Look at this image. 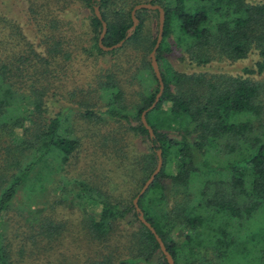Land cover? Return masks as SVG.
<instances>
[{"label": "trees", "instance_id": "obj_1", "mask_svg": "<svg viewBox=\"0 0 264 264\" xmlns=\"http://www.w3.org/2000/svg\"><path fill=\"white\" fill-rule=\"evenodd\" d=\"M195 1L199 5L186 6L183 0H25V20L35 26L36 45L23 40L19 52L12 45L11 62L5 64L0 31V226L18 188L23 185L32 200L38 188L46 187L59 175L78 145L65 128L66 119L62 120L61 113L46 117L43 105L48 93H55L52 86L56 57L61 56V63L67 65L81 42L85 54L108 52L128 56L144 71L138 70V78L143 73L149 74V84L137 93L134 113L128 110L119 79L108 74L98 84L105 97L112 93L103 109L96 106L83 110V117L95 122L103 125L112 122L121 138L132 132L147 142L145 150L137 151L129 162L140 173L129 194L111 195L78 182L85 198L97 205L98 210L86 216L85 225L90 237L103 247L113 238L116 222L128 216L137 223L127 233L125 254L119 255L114 250L91 264H167L153 234L138 220L131 202L155 167L157 150L162 160L160 170L138 197L137 205L174 264H192L187 256L202 241L195 246L191 242L193 236L204 237L206 248H211V258L219 257L229 242L235 244V238L228 242L226 226L230 220H237L239 228L241 219H248L264 207L263 88L251 78H224L212 73L206 80L202 73L177 72L166 64L164 53L169 50L168 35L177 31L176 39L184 44V51L196 63H206L214 57L233 61L255 49L261 59L255 63L260 73L264 69V0L255 4L245 0ZM141 2L158 4L164 12L162 38L155 51L163 90L154 107L145 113L152 137L142 125L140 113L150 105L158 89L148 59L156 36L157 11L137 10L138 22L131 35L121 46L109 51H103L97 44L101 26L93 12V5H97L106 24L101 42L110 46L125 37L131 24L129 12ZM65 5L89 9L87 22L78 23L85 26L84 29L81 26L82 31L75 29V20L60 16ZM148 13L156 18L153 27L143 16ZM3 19L0 15V20ZM64 26L72 30L69 41L63 34ZM11 29L8 36L18 41L22 30L17 24ZM64 42L67 44L63 45ZM247 73H253V69ZM241 114H245V119L240 120ZM227 137L234 138L236 145L245 142V154L237 153L235 160L225 164L212 162L218 141L223 142L226 151L234 149ZM104 140L107 141L106 136ZM122 148L123 144L115 152L118 158L120 155V163L133 154ZM52 159L54 166L44 170ZM40 165H44L41 171ZM223 175L227 177L222 178ZM164 179L168 180L167 186ZM7 249L0 232V264H10Z\"/></svg>", "mask_w": 264, "mask_h": 264}, {"label": "rangeland", "instance_id": "obj_2", "mask_svg": "<svg viewBox=\"0 0 264 264\" xmlns=\"http://www.w3.org/2000/svg\"><path fill=\"white\" fill-rule=\"evenodd\" d=\"M245 1L255 4L260 0ZM183 4L199 5L195 0H183ZM65 6L60 16L66 20H75L73 23L75 29L82 31L85 26L78 23L87 22L89 9ZM24 12L25 0H0V15L4 18L0 20V25H3L5 20L3 27L0 26L1 38L6 46V51L5 46H2L1 51L5 56V64L11 62L12 45L19 52L23 40L31 42L32 45H36L38 41L34 33L35 26L33 22H26ZM143 16L152 27L155 25L154 15L148 13ZM16 24L23 34L22 37L17 36L20 38L18 41L14 36H8ZM62 30L65 39L69 41L72 30L66 26ZM177 35V31L168 35L166 40L169 50L164 53L166 64L173 70L202 73L206 80L211 78L212 73L223 75L224 78L227 76L251 78L262 86L261 98L264 100V69L257 73L255 63L261 60L257 50L251 49L244 57L233 61L214 57L206 63L198 64L184 51L185 46L176 39ZM82 47L83 44L78 42L75 48L77 51L70 57L67 65L61 63V56L56 57L58 62L54 68L53 86L51 85L55 93L52 95L49 92L43 105L46 117L61 113L62 120L66 119L65 128L77 139L78 145L62 165L59 175L46 184V187L38 188L36 194L31 196L32 200L27 197L29 195L23 190V185L15 193L0 226L3 242L8 247L7 260L10 264H91L100 260L102 254L114 250L123 255L127 252L125 242L127 233L137 227V223L128 216L116 222L117 227L113 230L115 234L111 240L106 241L104 247L88 234L86 216L95 213L98 208L96 203H90L85 198L84 192L79 190L78 182L81 181L88 189L100 188L101 192L104 193L105 190V193L111 195L118 192L129 194L140 177V173L136 168H132L129 162L135 154L137 155V151L145 150L147 142L132 132H126L121 138L119 130L112 122L106 125L95 122L91 118L83 117V110L96 106L103 109L112 93L105 97L98 84L108 74L119 79L128 110L134 113L133 106L138 102L137 93L149 84L147 80L149 74L143 73L142 77L138 78V70L144 71L135 60L131 58L129 60L128 56L119 57L108 52L88 55L81 51ZM132 54L135 55V52H130V55ZM248 69H253V73H247ZM245 117V114L239 115L240 120ZM236 120L237 117L233 119ZM253 133H257V130L253 129ZM105 136L107 141L104 140ZM227 138L226 141L233 145L234 149L226 151L223 142L218 141V151H213L212 162L225 164L235 160L237 153L245 154V142H238L236 145V142H233L234 138ZM121 144L124 151H131L133 154H129L120 163V155L118 158L115 152L116 147ZM53 161L48 160L46 166L43 165L44 170L54 166ZM43 166H39L40 171ZM224 177L227 176L223 175L222 178ZM163 183L167 186L168 180L164 179ZM241 200L243 201L242 197ZM239 222L241 224L239 228L235 219L230 220L226 226L229 232L228 242L234 238L236 241L235 244L229 242L219 257L211 258V248H206L208 245L204 237L193 236L191 242L195 246L202 241L198 249L195 248L187 256L188 260L192 264H264V207L258 208L251 217L241 219ZM179 240H183V237L181 236Z\"/></svg>", "mask_w": 264, "mask_h": 264}, {"label": "water", "instance_id": "obj_3", "mask_svg": "<svg viewBox=\"0 0 264 264\" xmlns=\"http://www.w3.org/2000/svg\"><path fill=\"white\" fill-rule=\"evenodd\" d=\"M147 9V10H156L157 11V30H156V36H155V41L154 44L148 54V59H149V64L150 67L152 69V72L157 80V84H158V89L157 92L154 95L153 101L150 103V105L148 107H146L144 110L141 111L140 113V121L142 123V125L144 126V128L147 130L148 136L152 137L153 136V132L152 129L150 128V126L146 123L145 120V113L152 109L154 107V105L156 104L159 96L162 93L163 90V83L160 77V73H159V69H158V65L155 59V51L156 48L158 47L161 38H162V30H163V20H164V12L163 9L160 5L158 4H153V3H149V2H141V3H137L135 5L132 6L129 15H130V19H131V24L130 26L126 29L125 32V37L121 40H119L117 43L112 44L110 46H104L102 44V38L104 36L105 30H106V24L105 22L101 19L100 13L98 11V7L97 5H93V12L95 14V16L97 17V19L100 21V33L98 35L97 38V44L98 46L103 50V51H109L112 50L114 48H117L119 46L122 45L123 41L128 38L132 31L134 30L138 19L135 16V12L139 9ZM156 156H157V160H156V164L155 167L153 168V170L151 171V173L149 174V176L147 177V179L143 182V184L141 185V187L139 188V190L137 191L136 195L132 198L131 202H132V206L137 214V218L138 220L144 225L146 226L149 231L153 234L154 239L156 240L157 244H158V248L161 251V253L163 254L167 264H174L172 257L170 256L169 252L165 249L163 242L161 241L160 237L155 233L154 229L152 228V226L143 218L142 216V212L140 210V208L137 205V199L138 197L143 193V191L147 188V186L151 183V181L153 180L154 176L157 174V172L160 170L161 167V156H160V151L157 150L156 151Z\"/></svg>", "mask_w": 264, "mask_h": 264}]
</instances>
